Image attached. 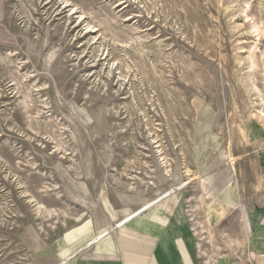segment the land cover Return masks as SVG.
Listing matches in <instances>:
<instances>
[{
  "label": "rangeland",
  "instance_id": "374dc122",
  "mask_svg": "<svg viewBox=\"0 0 264 264\" xmlns=\"http://www.w3.org/2000/svg\"><path fill=\"white\" fill-rule=\"evenodd\" d=\"M263 108L264 0H0V251L20 239L9 259L36 252L86 212L118 223L168 191L166 167L212 186L185 211L229 180L221 211L230 194L250 205L264 187ZM31 197L55 214L38 218ZM209 222L189 227L219 256L242 220L231 209Z\"/></svg>",
  "mask_w": 264,
  "mask_h": 264
},
{
  "label": "crops",
  "instance_id": "0c3cea01",
  "mask_svg": "<svg viewBox=\"0 0 264 264\" xmlns=\"http://www.w3.org/2000/svg\"><path fill=\"white\" fill-rule=\"evenodd\" d=\"M259 156L264 186V154ZM224 194L212 205L206 204L214 207L213 215L208 214L206 206L202 207L207 214L206 220L210 221L208 227L218 224L229 210L234 209L240 214L242 232L240 239L234 241L223 235L220 252L226 249L230 260L219 259L217 264H232L235 260L242 261V264H264V187L260 197L250 205L241 202L236 194L232 199L230 194L229 206L221 211L219 201ZM157 204L115 228L107 215L102 218L90 214L53 243L44 240L45 245L34 252L40 251L38 258L25 264H202L201 260L206 256L200 253L199 238L197 240V234L190 230L191 221L182 209L183 195L176 194ZM103 232L106 233L100 236ZM224 238L239 247L238 257L228 253Z\"/></svg>",
  "mask_w": 264,
  "mask_h": 264
},
{
  "label": "bare ground",
  "instance_id": "6f19581e",
  "mask_svg": "<svg viewBox=\"0 0 264 264\" xmlns=\"http://www.w3.org/2000/svg\"><path fill=\"white\" fill-rule=\"evenodd\" d=\"M259 113H260V115H259L260 117L258 116V118H261V120L264 122V108ZM225 155H226V162L229 165V168L232 171H234V168L236 167V164L238 163L239 158L235 157L233 154L229 155V154L225 153ZM159 159H162L161 161H164L165 162V161H167V155L166 154H163V155L160 156ZM167 166H169V164ZM164 167H166V166H164ZM183 173L185 174V179L182 180L181 179L182 177H180L179 179H177L175 177V173L172 172V169L169 168V167H166L164 169V171H163V174H164L163 177H164V180L166 182H168V184H170V186L168 188V191L159 194L152 201H149V202H146V203L142 204L137 210L133 211L132 213L127 214L123 218V220H121L120 222H118V223H116L114 225V228L116 226L123 225L124 223L127 224V222H129L133 217H135V216L137 217L138 214H141L142 212L148 211L155 204H157L159 202L161 203V201L163 202V200L171 197V195H176V189H175V187H177V189L183 190L185 187L188 186V187H190L193 190V192H196V195H194L193 198L191 197L192 199H190L189 201L188 200L187 201L185 200L183 202L182 209H183L184 204H186L187 202H189L190 204H196V203L198 204L199 203V205H200V203H201L200 193L203 192V191H208V190L210 191L211 190L210 188L212 186L207 187L204 184L205 181L203 179V176L204 175L202 174V172H200V171L192 172L189 169V166H186L185 167ZM183 173H181V174H183ZM128 176H130V175H128ZM229 177H231V173H229ZM149 181L150 180H148V182ZM148 182H146V184L144 185L145 189H147L146 192H149L150 190H155L154 193L155 192L158 193L157 191H159V189H161L162 184H160L159 182L158 183L157 182L148 183ZM234 182L235 181L229 180L222 187H218V189H217L218 191H217L216 195L212 199H210L207 202V204L212 205L219 196L223 195L232 186V184ZM127 189H128V187H127ZM131 189H132V187H131ZM150 192H152V191H150ZM31 200H32V197H31ZM32 201H34V200H32ZM30 203L31 202H29V204ZM31 208L33 209L32 211L35 213V215L38 218H41V219H44L45 217H52L55 214L50 209H48L47 207L41 205L40 203H37L36 202V204H35V201L32 203ZM187 209L188 210L185 211V212H187V213L190 214L189 217H190V221L192 222V225H196L197 223H199V220H201V219H203V220L205 219L206 220L207 214H206V211L202 207L201 208L199 207L198 209H195L192 205H189ZM88 214L89 213L86 212V213L82 214L80 217H78L77 218L78 222H82L83 219H84V217L88 216ZM60 216L61 217H64V218H69V215L67 213H65V212L61 213ZM95 218L97 219V216H95ZM50 227L53 230H56L57 229V227H55L53 225L50 226ZM38 231L45 232V227H43L42 225H40V228L38 229ZM18 233L16 232V234H18ZM104 233H106V232L101 233L100 236H102ZM196 234H197V237L199 238V249H200V253L203 254V255L205 254V256H206L205 257L206 258V264H217L218 261H219V259L224 261V260H226L228 258V255H227L226 251H224L225 253L222 256L220 255V257L214 255L211 252V238L209 237L208 234H206V233H198V232ZM1 238L4 239V240H6V236L1 237ZM19 241L20 242L17 245H15L13 248L10 247V249L7 252L5 250L6 253H4V252L2 253V249H1V251H0V264H15V262H16V264H25L29 260L30 261L32 259L33 260H36V258H38V255H36V256L32 255L34 252H32L31 250H29L27 253L22 254V256L19 255L15 260L9 259V255L11 254V253H9L10 251H14V253L15 252H20L18 249L21 247V245L23 243H21V240L20 239H19ZM235 244L236 243H233V242H231L229 240H226L225 241V246L228 249V253H231V254H233V255H235V256L238 257L240 255V249ZM4 249H6V248H4ZM23 261H25V262H23Z\"/></svg>",
  "mask_w": 264,
  "mask_h": 264
}]
</instances>
